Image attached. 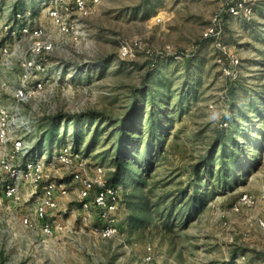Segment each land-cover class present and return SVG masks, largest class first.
<instances>
[{
	"label": "rangeland",
	"instance_id": "374dc122",
	"mask_svg": "<svg viewBox=\"0 0 264 264\" xmlns=\"http://www.w3.org/2000/svg\"><path fill=\"white\" fill-rule=\"evenodd\" d=\"M77 1L0 0L10 91L32 33L53 45L41 60L56 97L26 144L42 183L68 187L40 219L41 185L21 180L15 200L0 182V264H264V0L225 19L224 50L204 39L219 0ZM119 144L121 232L102 238L73 173L108 179ZM65 148L80 158L59 162ZM243 193L257 204L235 211Z\"/></svg>",
	"mask_w": 264,
	"mask_h": 264
},
{
	"label": "built area",
	"instance_id": "2783aa9c",
	"mask_svg": "<svg viewBox=\"0 0 264 264\" xmlns=\"http://www.w3.org/2000/svg\"><path fill=\"white\" fill-rule=\"evenodd\" d=\"M219 8L215 11L211 26L204 33V39L215 38L220 50L225 49L221 41L224 30V22L227 17L251 18L260 0H219ZM78 6L84 7V1L78 0ZM53 17L57 18V11H52ZM28 32V29L24 30ZM34 39L29 43L28 51L17 60L20 68V82L10 91V82L5 80L4 70H0V145L3 153L0 156V173L8 174L10 180L0 182L5 187L6 194L17 200L19 199V183L21 180H29L40 188L38 203L35 213L38 218L43 219L47 213L58 206V196L66 195L68 190L65 183H57L54 179H48L42 183L44 177V162L31 158L32 152L26 144V138L36 134L35 113L41 108H52L51 100L56 97L55 89L46 87L45 76L50 74L46 65L42 62L41 56L53 49L51 42L42 39V33L35 30L32 33ZM6 48L0 49V66L7 64L3 60ZM238 62V61H236ZM9 95V96H6ZM11 148L8 150V147ZM20 156L24 159L22 166L15 164V158ZM63 164L71 165L74 157L80 158L79 154H72L69 148L60 150L55 156ZM79 170L73 173V180L80 183L79 197L83 201V207L95 206L98 209L101 228L99 234L102 238H110L120 234L117 213L119 209L120 193L118 186L107 184L105 170L97 167L98 171L94 179L81 174L84 169L83 163L79 164ZM261 197L264 198V187L261 190ZM258 199L252 194L243 193L238 202L234 204V210L240 211L242 207H252L257 204ZM261 227H264V220L258 219ZM44 232L51 231V225L45 223Z\"/></svg>",
	"mask_w": 264,
	"mask_h": 264
},
{
	"label": "trees",
	"instance_id": "16d2710c",
	"mask_svg": "<svg viewBox=\"0 0 264 264\" xmlns=\"http://www.w3.org/2000/svg\"><path fill=\"white\" fill-rule=\"evenodd\" d=\"M134 129H137V126ZM121 145L122 144H119L118 149H119L120 153L121 152L123 153V155L120 157L119 156L120 154L119 153L117 154L116 159L114 161L115 172H113L111 174V177H109L107 179V184L108 185H111V186H117L118 185V183L115 182L116 177L119 176V172H120L122 166L124 165V163L127 164V162H126L127 161V158L130 157V153L127 152V148L125 147L123 150H121L122 149V146Z\"/></svg>",
	"mask_w": 264,
	"mask_h": 264
},
{
	"label": "crops",
	"instance_id": "0c3cea01",
	"mask_svg": "<svg viewBox=\"0 0 264 264\" xmlns=\"http://www.w3.org/2000/svg\"><path fill=\"white\" fill-rule=\"evenodd\" d=\"M4 73H5V80L7 81V80H9V79H11V72L9 71V70H4Z\"/></svg>",
	"mask_w": 264,
	"mask_h": 264
},
{
	"label": "clouds",
	"instance_id": "9594fccd",
	"mask_svg": "<svg viewBox=\"0 0 264 264\" xmlns=\"http://www.w3.org/2000/svg\"><path fill=\"white\" fill-rule=\"evenodd\" d=\"M214 117H215V114H214Z\"/></svg>",
	"mask_w": 264,
	"mask_h": 264
}]
</instances>
